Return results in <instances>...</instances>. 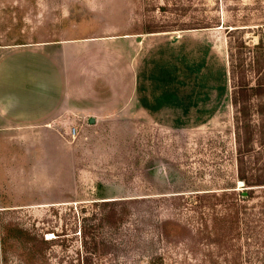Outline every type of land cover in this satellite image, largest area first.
Segmentation results:
<instances>
[{"label":"rangeland","instance_id":"obj_1","mask_svg":"<svg viewBox=\"0 0 264 264\" xmlns=\"http://www.w3.org/2000/svg\"><path fill=\"white\" fill-rule=\"evenodd\" d=\"M263 24L264 0H0V46L53 45L77 86L55 137L0 138V264H264L228 73L231 26Z\"/></svg>","mask_w":264,"mask_h":264},{"label":"crops","instance_id":"obj_2","mask_svg":"<svg viewBox=\"0 0 264 264\" xmlns=\"http://www.w3.org/2000/svg\"><path fill=\"white\" fill-rule=\"evenodd\" d=\"M44 43L0 46V138L55 137L62 111L76 110V78L70 68L62 88L61 68L54 65L59 54Z\"/></svg>","mask_w":264,"mask_h":264},{"label":"trees","instance_id":"obj_3","mask_svg":"<svg viewBox=\"0 0 264 264\" xmlns=\"http://www.w3.org/2000/svg\"><path fill=\"white\" fill-rule=\"evenodd\" d=\"M231 27L228 31L230 33L228 73L231 85L230 99L234 107L235 176L248 186H264V24L256 27L258 39L253 43L243 33L244 29L250 28ZM135 202L137 200L133 198L124 201L125 204ZM227 215L217 218V221L223 222L220 228L224 227ZM229 217L233 223V216ZM187 230L186 226L175 221H164L161 224V235L168 239L175 235L180 236ZM189 232L188 230L187 234ZM225 235L220 232L215 241H223ZM92 253L95 254L85 248L83 254L77 255V261L88 264L87 259H90ZM211 261L212 264H219L217 260ZM150 264H154V258L150 260ZM230 264L241 263L233 257Z\"/></svg>","mask_w":264,"mask_h":264},{"label":"water","instance_id":"obj_4","mask_svg":"<svg viewBox=\"0 0 264 264\" xmlns=\"http://www.w3.org/2000/svg\"><path fill=\"white\" fill-rule=\"evenodd\" d=\"M89 122H90V123L94 122V118H93V117H91V118L89 119ZM160 171H161V169H160V168H158V172H160Z\"/></svg>","mask_w":264,"mask_h":264}]
</instances>
